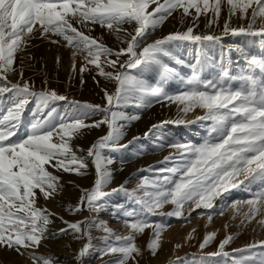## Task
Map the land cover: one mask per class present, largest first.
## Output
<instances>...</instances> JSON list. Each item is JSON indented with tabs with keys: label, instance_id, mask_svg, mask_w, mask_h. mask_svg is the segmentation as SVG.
<instances>
[{
	"label": "snow or ice",
	"instance_id": "obj_1",
	"mask_svg": "<svg viewBox=\"0 0 264 264\" xmlns=\"http://www.w3.org/2000/svg\"><path fill=\"white\" fill-rule=\"evenodd\" d=\"M225 7L228 18L222 35L195 31L201 16L208 17L206 27L217 25ZM178 11L182 17L192 16L193 24L184 31L146 43ZM233 16L247 23L232 27ZM97 25L113 34L122 46L116 49L91 36ZM37 34L51 44L63 42L64 47L73 49V72L75 56L86 54L79 71L84 73L91 65L98 76L113 84L112 91L103 90V106L69 100L47 87L36 90L34 83L23 79L22 67L16 82L9 78L17 72L18 53L31 47L30 41ZM225 35L258 37L264 47V0H0V250L26 256L31 264H57L55 258L37 255L36 250L48 239L71 235L74 240H87L75 255L76 264H83L92 247L91 230L96 227L105 233L103 239L108 246L103 255L115 257L108 264H139L138 257L143 253L136 243L137 235L152 230L147 249L155 256L168 226L163 220L153 222L150 217L183 218L188 205L193 206L192 211L203 208L214 213L215 201L222 202L231 189L241 187L250 191V198L233 201L231 207L248 205L244 214L248 222L260 215L264 208V57L251 55L246 45H235L236 53L248 67L233 69L231 60L224 63L222 48L215 74L203 78L201 69L208 57L202 46L205 42H218ZM182 43L194 46L189 61L180 59L171 50L170 46ZM227 51L231 52L232 47ZM169 62L187 64L192 69L187 79L180 78L183 88L175 93L142 78L144 73L175 77V69ZM234 71L239 75H234ZM236 79L243 83L234 89L230 82ZM61 101L66 102L63 110L56 106ZM33 102L32 122L21 133L24 113ZM153 102L175 103L185 115L197 108L205 110V115L197 120L210 121L207 136L199 144L161 137L159 147L176 150L164 158L165 162L173 163L172 167L160 169L153 180L142 178L135 189H128L127 181L110 187L115 161L109 153L146 139L158 127L154 124L143 137L133 136L122 143L126 124L140 117L119 109L151 107ZM97 115L100 119H91ZM171 123L185 121L178 119ZM102 126L106 127V133L86 151L73 146L88 131ZM125 162L122 160L121 165ZM90 168L91 185L85 188L74 185L79 189V197L66 211L70 215L85 210L99 213L105 210L111 196L122 195L128 207L125 203L113 204L112 213L124 218L129 229L127 235H115L103 221L88 217L70 221L38 206L40 197L49 201L63 196L64 185L54 173L85 177ZM253 186L255 191H251ZM168 204L173 206L172 210L164 212ZM219 214L223 215V211ZM57 219L64 226L50 232L49 226ZM212 219L213 215H208V221ZM258 222L264 225V218ZM113 236L114 242L108 243ZM215 238V232L206 233L200 249ZM235 238L232 234L225 236L216 251L200 257L199 264H221L214 258L229 257L231 264H264V241L233 249L232 253L225 251ZM241 252L250 255L237 258L235 253Z\"/></svg>",
	"mask_w": 264,
	"mask_h": 264
},
{
	"label": "rangeland",
	"instance_id": "obj_2",
	"mask_svg": "<svg viewBox=\"0 0 264 264\" xmlns=\"http://www.w3.org/2000/svg\"><path fill=\"white\" fill-rule=\"evenodd\" d=\"M227 9L225 7L222 12L218 24L213 25L211 28L206 27L208 17L201 16L198 21V27L195 31L198 34H215L222 35L223 26L227 20ZM261 21H257V27H259ZM247 22L239 19L238 16H233L231 20L232 27H239L245 25ZM193 24L192 16L182 17L178 11L169 17L165 23L158 29H156L147 39L146 43H151L156 39L163 38L169 33L176 31H184L187 27ZM125 27H129L125 25ZM131 30V29H129ZM91 36L102 41L106 45L118 49L122 45L115 38V36L109 33L106 29L100 26H94L90 33ZM55 39V37H53ZM31 47L27 48L24 52H20L17 55L16 68L17 72L10 75V79L16 82L19 79V70L23 68V79L34 83L36 90H41L45 87L48 89H55L59 94L66 95L69 100H76L80 102H87L93 105L105 104L104 101V89L109 91L113 90V84L110 81H106L103 77L96 74L93 76L99 80V86L95 90L89 89L85 86V82L81 83V72L76 68L73 72L67 67V59L72 58V48L64 47L63 42L61 45L51 44L47 40H42L37 37L30 41ZM51 44V45H50ZM246 45L250 54L257 57H264V47H261L259 38H245L240 36L225 35L223 39L218 42H205L203 47L204 54L208 57V62L202 66V77L207 79L211 78L220 63L221 49L225 50L224 63L227 64L229 60L232 62L233 69L247 68V64L236 53L235 45ZM209 46V48H206ZM232 47V51L228 52L227 49ZM174 54L185 61L191 60V54L194 46L189 43H182L178 47L175 45L170 46ZM85 54V53H79ZM69 55V56H68ZM86 55V54H85ZM60 57V63H57V57ZM31 57V59L29 58ZM78 54L75 56L77 61ZM66 59V60H65ZM83 59V58H82ZM238 62V63H237ZM85 63V61L83 62ZM170 67L175 69V77H168L160 85L164 87L168 92L175 93L183 88L180 83V78L187 79L192 74V69L185 65L169 62ZM91 67V66H90ZM234 75H239L238 71H234ZM258 75V72L256 73ZM162 76L156 73H144L142 78L148 79L150 82L157 85L159 79ZM68 79H73L71 88H67ZM46 81V84H45ZM243 81L236 79L230 82L232 88H238ZM66 102H57L56 106L61 110L64 109ZM34 107V102L28 105L27 110L23 116V122L20 132L23 133L25 129L32 122L31 109ZM175 103L153 102L151 107H134L126 106L121 109L129 115H138L140 119L128 122L125 127V136L121 141L127 143L133 136L143 137L152 125H158V127L152 132V134L145 138H142L122 151H115L109 153L115 163L112 165L114 172V179L110 187H116L119 184L127 181L128 189H135L140 183L142 178L147 177L149 180L155 179L160 173L159 170L167 167H172L171 161L165 162L164 158L170 154H175L176 150L169 147H159L161 143L160 138L164 136H170L174 140L181 143H202L207 136V128L210 121L197 120V117L205 115V110L197 108L194 111L187 113L186 115L179 111V108ZM91 119H100L97 115ZM183 119L185 123L175 124L171 121ZM91 122V121H89ZM202 123L204 126L200 130L194 131L193 127ZM161 127H167L161 132L158 131ZM192 130L191 134H186V131ZM160 136H156V133ZM164 132L162 135L161 133ZM106 133V127L102 126L100 129H91L85 136L78 138L74 141L73 146L83 148L85 151L91 143H93L99 136ZM82 154V153H79ZM126 161L121 165V161ZM123 167V171H120ZM50 171H54L50 169ZM130 173L125 175L126 173ZM61 178V183L64 185L63 196H58L53 200L45 201L43 197L38 199V206L46 207L52 212L58 213L65 219L73 221L80 220L88 217L93 220L103 221L110 227L115 235L125 236L128 234L129 229L124 224V218L122 216H114L112 213V205L116 203H125L122 195H115L109 198L110 202L106 205L105 210L99 213H91L87 210L77 215H70L66 208L68 205H74L79 197V189L74 185H79L80 188L89 187L92 181L91 168L89 175L85 177H79L69 173H54ZM126 178H125V177ZM74 182L69 183V182ZM235 190V191H234ZM256 186H253L251 191H255ZM234 191V192H231ZM242 187L237 189H231L229 193L225 194L223 201H215L216 209L213 213L208 209H196L192 211V205H188L184 209L183 218H161L159 216L150 217L153 222H163L168 225L162 233L161 247L155 256L147 249V243L152 238V230L146 229L143 234L137 235L136 243L141 248L142 256L138 257L139 264H199L200 257L206 253H211L217 250L219 242L225 238V236L232 234L236 238L232 243L226 246L225 251L232 253L233 249L243 248L245 245L264 241V225H261L258 221L264 218V208L261 209L260 215H258L251 222L244 219V214L248 211L249 206L246 204L238 205L237 209H233L231 204L236 200H247L250 198V191L244 193ZM230 194V195H229ZM172 205H165L163 211L168 212L172 210ZM223 211V215L219 213ZM189 213H191L189 215ZM213 215L211 222L208 221V215ZM235 217V218H233ZM57 221V222H56ZM243 221V222H242ZM64 225L57 219L50 226L49 231L54 232ZM227 226V227H226ZM194 230V231H193ZM91 235V250L89 254L83 258V264H108V261L114 260L115 257L109 255H103L104 250L108 246L103 237L105 233L96 227L92 228ZM215 232L216 238L205 249H200V244L206 233ZM191 234V238H189ZM115 236H113L108 243L114 242ZM87 240H74L71 235H65L58 238L48 239L43 242V245L36 250L37 255L52 256L57 260V264H76L75 255L82 245ZM180 244V248H176L175 245ZM261 250H256L259 253ZM237 258L249 256L250 253L241 252L235 253ZM221 261V264H231V258H214ZM31 264V260L26 256H20L15 252L8 250H0V264H21L25 261Z\"/></svg>",
	"mask_w": 264,
	"mask_h": 264
},
{
	"label": "bare ground",
	"instance_id": "obj_3",
	"mask_svg": "<svg viewBox=\"0 0 264 264\" xmlns=\"http://www.w3.org/2000/svg\"><path fill=\"white\" fill-rule=\"evenodd\" d=\"M51 45V44H50ZM206 48H209V46H207ZM80 57H82L81 59L79 58L77 61L75 60V64H76V68L79 70L83 65H84V55L83 54H78ZM69 56V55H68ZM57 57V56H56ZM66 60V59H65ZM72 62H73V58H69V59H67V67L69 68V70H72V67H71V65H72ZM91 65H89L88 66V68H89V70L88 71H85L84 73H81V78H83V81L85 82V86L87 87V88H89V89H92V90H95L96 89V87H98L99 86V80L97 79V77H95V76H93V74H95V70L93 69V66H91ZM94 77H95V79H94ZM168 77H164V76H162L160 79H159V81H158V83H157V85L156 86H160L163 82H164V80L165 79H167ZM73 79H68V83H67V88H71V84L73 83ZM202 126H204L202 123H199V125L197 124L195 127H193V130L194 131H197V130H200L201 128H202ZM167 127H161V128H159L158 129V131L159 132H161L163 129H166ZM164 132H162L161 133V135L163 134ZM192 133V130H190V129H188L187 131H186V134H191ZM156 136H160L159 135V133L157 132L156 133ZM127 174H130L129 172L128 173H126L125 175H127ZM125 177V176H124ZM126 178V177H125ZM235 191V190H234ZM234 191H231V192H234ZM230 192V193H231ZM249 191H245L244 193L246 194V193H248ZM230 195V194H229ZM57 222V221H56ZM21 264H28L27 262H26V260L25 261H22L21 262Z\"/></svg>",
	"mask_w": 264,
	"mask_h": 264
}]
</instances>
